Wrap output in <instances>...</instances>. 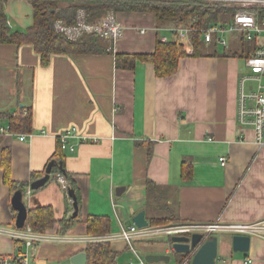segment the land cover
<instances>
[{
    "label": "crops",
    "instance_id": "crops-1",
    "mask_svg": "<svg viewBox=\"0 0 264 264\" xmlns=\"http://www.w3.org/2000/svg\"><path fill=\"white\" fill-rule=\"evenodd\" d=\"M4 12L11 30L24 31L33 24L29 0H7ZM114 17L122 26L113 42L116 53H152L156 39L170 37L151 13ZM185 40L190 48L189 34ZM217 44L213 48L222 51ZM244 66L240 56H184L172 75L157 77L149 62L116 68L110 53L53 54L42 65L32 45L0 44V227H25L14 225L13 190L3 181L5 152L10 179L28 183L23 189L27 210L51 206L57 220L72 214L67 190L55 180L57 172L38 190L29 188L44 175L55 152L63 155L67 187L73 181L80 197V220L65 234L57 232V224L48 230L71 241L37 244L32 264H70L85 249L77 239L87 236L88 215L108 217L109 233L117 232L120 223L130 225L132 216L145 210L146 178L167 189V204L181 221H264V146L236 118ZM27 112L31 130L20 140L22 133L10 132L9 123ZM67 131L74 132L66 140L73 150L61 148L59 135ZM148 142H153L149 158ZM220 157H225L224 165ZM184 159L191 163L189 178L181 171ZM118 187H123L119 195ZM214 235L226 236L218 237L215 264H264V234L250 237L247 253L232 251L234 233ZM21 245V240L0 235V253L16 252ZM111 245L119 252L117 259L130 253L123 241ZM134 245L140 248L138 242ZM169 253L170 247L165 248L170 260ZM149 254L160 252L146 250L142 256Z\"/></svg>",
    "mask_w": 264,
    "mask_h": 264
},
{
    "label": "trees",
    "instance_id": "trees-1",
    "mask_svg": "<svg viewBox=\"0 0 264 264\" xmlns=\"http://www.w3.org/2000/svg\"><path fill=\"white\" fill-rule=\"evenodd\" d=\"M7 0H0V44H30L40 57L42 65H47L53 54H101L114 55L116 68L133 69L136 62H149L154 66L157 77H168L176 71L177 61L184 56H240L247 57L254 46L246 42L241 36L238 38L241 45L224 47L218 52L213 39L205 45L202 30L208 26L225 27L233 20L237 7L224 2H210L203 0H29L33 8V24L24 31L11 30L7 24L4 12V4ZM79 10L84 12L85 24H97L109 14L120 12H144L155 16L159 26L194 28L189 33V46L182 42L175 33H170L167 40L156 39L155 49L152 53H116L113 51L114 40L100 36L95 32H82L76 39L71 40L55 28L56 22L65 26H74L77 23ZM207 46V48H206ZM233 46V45H231ZM209 47V49H208ZM12 133H27L31 130V115L29 112L23 115L19 113L9 123ZM147 158L152 153L153 142H148ZM63 155L57 152L49 158L47 163L54 159L62 160ZM3 167V181L13 190L25 189L27 182H15L9 177L10 164L7 152L1 157ZM47 165V164H46ZM190 161L184 159L181 171L184 177L190 176ZM65 174L58 166V162L52 166L51 173ZM69 186L75 192L78 203V214L75 217L65 214L59 220L55 219L51 206H39L27 210L24 226H30L34 233L43 234L51 230L57 224V232L65 234L66 231L80 220V197L73 181ZM167 189L155 184L150 179L145 180L144 208L150 225H165L178 223V219L167 204L165 192ZM87 235H103L109 231V218L99 215H88L85 219ZM160 239V238H159ZM158 239L145 241L147 244L155 243ZM168 246H171L170 237H166ZM86 264H118L119 252L112 247L111 242L97 241L86 244ZM176 264H190L184 262L187 254L176 253Z\"/></svg>",
    "mask_w": 264,
    "mask_h": 264
},
{
    "label": "built area",
    "instance_id": "built-area-1",
    "mask_svg": "<svg viewBox=\"0 0 264 264\" xmlns=\"http://www.w3.org/2000/svg\"><path fill=\"white\" fill-rule=\"evenodd\" d=\"M210 2H224L237 7L233 15V20L225 27L208 26L202 30V36L205 44H209L213 39L227 46V40L223 34L237 33L246 42L252 43L254 48L247 57L244 58L246 70L239 75V89L237 96V122L241 128L250 127L255 133V139L260 146H264V0H203ZM84 12L78 11L77 23L74 26H65L61 22L55 23V28L63 32L68 39H76L82 32H95L100 36L115 40L120 37L122 32L121 24L115 19L114 14L107 15L97 24H85ZM169 33H175L180 39L187 36L194 28L190 26L166 27ZM167 40L168 37L161 38ZM73 130V129H71ZM74 135L73 131H67L59 135L61 148H69L73 150V146L67 145L66 140ZM26 134H18L20 140H24ZM80 139L86 140L84 136ZM96 140V139H93ZM221 164H225V157H220ZM56 182L64 190H67V182L63 174H54ZM115 204L112 203V207ZM120 223V222H119ZM216 232H229L240 235H262L264 234V221L254 223H200L185 222L152 226L148 224L146 227H137L133 223L130 225H119V230L114 233L104 235H87L77 239L79 243L86 245L89 242L97 241H123L132 258L127 260L126 264H157L149 263L145 257L135 247L137 241H145L150 239L166 238L171 236H187L190 237L194 233L202 236V239L214 235ZM0 235H7L11 239L21 240L22 245L16 252L0 253V264H32L34 256V248L39 243H59L71 241L67 237L57 236L53 233L46 232L43 234L34 233L30 226L24 229H14L12 231L0 227ZM170 250H172L170 246ZM189 256L184 262H190Z\"/></svg>",
    "mask_w": 264,
    "mask_h": 264
},
{
    "label": "water",
    "instance_id": "water-1",
    "mask_svg": "<svg viewBox=\"0 0 264 264\" xmlns=\"http://www.w3.org/2000/svg\"><path fill=\"white\" fill-rule=\"evenodd\" d=\"M55 160H50L44 170V175L38 179L33 180L29 184L31 190H38L49 180L51 174V168L55 164ZM58 166L64 171L62 161H58ZM123 190V187L116 189V194L119 195ZM72 204L71 217H75L78 214V203L75 192L72 188L68 187L66 191ZM10 204L14 211H16V217L14 225L16 228H21L25 224L27 217V207L23 202V189L19 188L12 193L10 198ZM132 223L137 227H146L149 222L145 218V210H140L132 216ZM202 239V236L198 233L187 236H171V248L176 253L189 254L192 253L190 264H215L217 260V235H210L209 237ZM250 236L248 235H232L231 247L232 251L236 253H247L250 247ZM145 260L149 263L162 262L168 263L169 255L167 254H149L145 256ZM70 264H86V253L79 251L74 254L70 259Z\"/></svg>",
    "mask_w": 264,
    "mask_h": 264
},
{
    "label": "rangeland",
    "instance_id": "rangeland-1",
    "mask_svg": "<svg viewBox=\"0 0 264 264\" xmlns=\"http://www.w3.org/2000/svg\"><path fill=\"white\" fill-rule=\"evenodd\" d=\"M223 37L227 40V44L230 47H234L235 49H237L241 45V41L238 39L240 36L237 33H232L231 35L223 34ZM185 39H186V36H183L180 38L182 42L187 44V41ZM217 48L221 50L223 47L222 45L217 44ZM245 70H246V67L244 66V71ZM225 235L230 236V234H225ZM222 236L224 235H218L219 239H221ZM138 245H140V248L139 247L137 248L138 251L140 252V255H143V251H146V250L160 252V254H163L165 248L169 247L168 243H166V241H162V239H160L159 241L155 243H151V244H147L146 242H138ZM169 254H170V260L168 261L167 264H176V259H177L176 255L174 253H169ZM130 258H132V255L128 252H125V254L121 256V259H117V263L124 264V261L126 262Z\"/></svg>",
    "mask_w": 264,
    "mask_h": 264
},
{
    "label": "bare ground",
    "instance_id": "bare-ground-1",
    "mask_svg": "<svg viewBox=\"0 0 264 264\" xmlns=\"http://www.w3.org/2000/svg\"><path fill=\"white\" fill-rule=\"evenodd\" d=\"M22 228V227H21ZM109 233V232H108ZM107 234V233H106ZM104 235V234H103ZM234 235H240V234H234ZM188 256H189V254H188ZM190 259H191V257H190Z\"/></svg>",
    "mask_w": 264,
    "mask_h": 264
}]
</instances>
